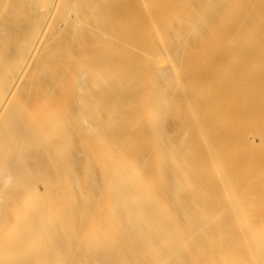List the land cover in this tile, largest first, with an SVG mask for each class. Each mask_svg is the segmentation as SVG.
Returning a JSON list of instances; mask_svg holds the SVG:
<instances>
[{"label": "bare ground", "instance_id": "bare-ground-1", "mask_svg": "<svg viewBox=\"0 0 264 264\" xmlns=\"http://www.w3.org/2000/svg\"><path fill=\"white\" fill-rule=\"evenodd\" d=\"M54 2L0 78V264H264V0Z\"/></svg>", "mask_w": 264, "mask_h": 264}, {"label": "rangeland", "instance_id": "rangeland-1", "mask_svg": "<svg viewBox=\"0 0 264 264\" xmlns=\"http://www.w3.org/2000/svg\"><path fill=\"white\" fill-rule=\"evenodd\" d=\"M54 4V0H35L34 6L40 9L38 14L23 6L16 20L15 0H0V28H3L0 32V78L8 75L10 72L7 70L13 68L24 54L30 52L51 16ZM3 86L6 87L4 84Z\"/></svg>", "mask_w": 264, "mask_h": 264}]
</instances>
